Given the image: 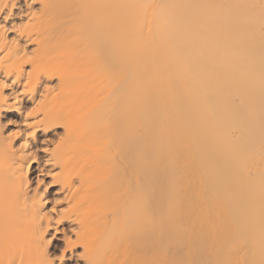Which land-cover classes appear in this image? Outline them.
<instances>
[{
  "label": "bare ground",
  "instance_id": "bare-ground-1",
  "mask_svg": "<svg viewBox=\"0 0 264 264\" xmlns=\"http://www.w3.org/2000/svg\"><path fill=\"white\" fill-rule=\"evenodd\" d=\"M0 264H264L260 0H0Z\"/></svg>",
  "mask_w": 264,
  "mask_h": 264
},
{
  "label": "snow or ice",
  "instance_id": "snow-or-ice-1",
  "mask_svg": "<svg viewBox=\"0 0 264 264\" xmlns=\"http://www.w3.org/2000/svg\"><path fill=\"white\" fill-rule=\"evenodd\" d=\"M260 7L262 10H264V0H260ZM33 15H35V13H33ZM29 116H32V112L30 111L28 113ZM11 123V122H10ZM32 133H29V135H31Z\"/></svg>",
  "mask_w": 264,
  "mask_h": 264
}]
</instances>
